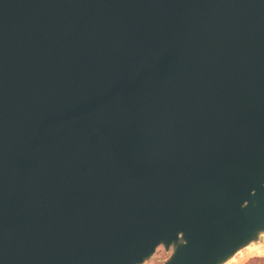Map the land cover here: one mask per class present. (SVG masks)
I'll list each match as a JSON object with an SVG mask.
<instances>
[{
	"label": "water",
	"instance_id": "1",
	"mask_svg": "<svg viewBox=\"0 0 264 264\" xmlns=\"http://www.w3.org/2000/svg\"><path fill=\"white\" fill-rule=\"evenodd\" d=\"M262 235L264 0H0V264Z\"/></svg>",
	"mask_w": 264,
	"mask_h": 264
},
{
	"label": "rangeland",
	"instance_id": "2",
	"mask_svg": "<svg viewBox=\"0 0 264 264\" xmlns=\"http://www.w3.org/2000/svg\"><path fill=\"white\" fill-rule=\"evenodd\" d=\"M262 237H264V235H262L258 241L247 246L246 248H244L243 250L238 252L237 255H235L236 256L235 259H237V261H238L236 264H246L252 258L257 257V256L264 257V256H260V255L255 254L254 250L252 249V246L254 244L260 243ZM172 252H173V248H171L170 250H167L164 246H160V247H158L155 254L148 261H146L144 264H165L166 261L171 256Z\"/></svg>",
	"mask_w": 264,
	"mask_h": 264
},
{
	"label": "clouds",
	"instance_id": "3",
	"mask_svg": "<svg viewBox=\"0 0 264 264\" xmlns=\"http://www.w3.org/2000/svg\"><path fill=\"white\" fill-rule=\"evenodd\" d=\"M252 249L254 250L255 254L264 256V237L261 238L260 243L254 244ZM230 264H235V262H230Z\"/></svg>",
	"mask_w": 264,
	"mask_h": 264
},
{
	"label": "trees",
	"instance_id": "4",
	"mask_svg": "<svg viewBox=\"0 0 264 264\" xmlns=\"http://www.w3.org/2000/svg\"><path fill=\"white\" fill-rule=\"evenodd\" d=\"M246 264H264V257H254Z\"/></svg>",
	"mask_w": 264,
	"mask_h": 264
},
{
	"label": "bare ground",
	"instance_id": "5",
	"mask_svg": "<svg viewBox=\"0 0 264 264\" xmlns=\"http://www.w3.org/2000/svg\"><path fill=\"white\" fill-rule=\"evenodd\" d=\"M240 254V253H239ZM236 258V256L235 257H233L232 259H230L227 263H225V264H230V262H235V264L238 262L237 261V259H235Z\"/></svg>",
	"mask_w": 264,
	"mask_h": 264
}]
</instances>
